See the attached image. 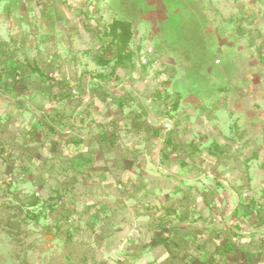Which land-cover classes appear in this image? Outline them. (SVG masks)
<instances>
[{
  "label": "rangeland",
  "instance_id": "374dc122",
  "mask_svg": "<svg viewBox=\"0 0 264 264\" xmlns=\"http://www.w3.org/2000/svg\"><path fill=\"white\" fill-rule=\"evenodd\" d=\"M0 264H264V0H0Z\"/></svg>",
  "mask_w": 264,
  "mask_h": 264
},
{
  "label": "trees",
  "instance_id": "16d2710c",
  "mask_svg": "<svg viewBox=\"0 0 264 264\" xmlns=\"http://www.w3.org/2000/svg\"><path fill=\"white\" fill-rule=\"evenodd\" d=\"M110 36L112 37L111 48L112 46L116 47V56L119 59L125 58V51L129 47L130 41L132 39V25L123 21H115L110 26ZM110 48V49H111ZM102 63H109V61L102 59Z\"/></svg>",
  "mask_w": 264,
  "mask_h": 264
}]
</instances>
